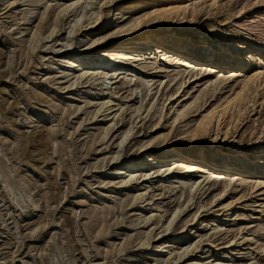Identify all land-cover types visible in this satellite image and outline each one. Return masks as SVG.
<instances>
[{
  "label": "rangeland",
  "instance_id": "rangeland-1",
  "mask_svg": "<svg viewBox=\"0 0 264 264\" xmlns=\"http://www.w3.org/2000/svg\"><path fill=\"white\" fill-rule=\"evenodd\" d=\"M40 1L35 28L43 21L45 35L50 23L56 29L32 53L26 19L33 0L19 8L0 0V264H264V171H239L224 189L228 175L214 179L212 166L190 156L225 152L251 165L264 158V75L194 137L205 116L242 92L247 74L264 70V55L250 51L264 47V0H182L185 16L91 46L127 21L116 13L133 0ZM175 1L140 0L132 14ZM99 8L105 18L88 25ZM156 32L189 38L191 47L211 40L253 61L246 69L216 66L191 48L169 62L132 49L109 71L106 89L103 65L94 76L69 73L83 68L76 55L106 61L120 43L135 47ZM205 66L228 78L211 84L216 72ZM185 103L189 112L176 120ZM132 170L135 178L124 181Z\"/></svg>",
  "mask_w": 264,
  "mask_h": 264
},
{
  "label": "bare ground",
  "instance_id": "bare-ground-1",
  "mask_svg": "<svg viewBox=\"0 0 264 264\" xmlns=\"http://www.w3.org/2000/svg\"><path fill=\"white\" fill-rule=\"evenodd\" d=\"M22 1L25 2L26 0H11L10 3L12 5V7L19 8L20 5L18 2H22ZM80 1H76L72 4L65 5L62 8V11L67 13V11L70 8H73L74 5L81 3ZM87 2H88V0H87ZM33 3L35 4V6L31 7L29 9V13H28L29 15H28V18L26 19V25H30L31 29H32V32H31L32 37H31V43H30L29 49L31 50L32 53L33 52L35 53V50L38 48V44L43 39H50V37L53 36V33L55 32V29H56V26H54V24L56 25V22L50 23V28H52V29L48 34L46 33V35L43 32L44 31L43 21L41 22L40 29L35 28L36 24H35V22H33V19L35 17H37L39 12H40V7L38 5L41 3V1L40 0H33ZM139 3H140V0L129 1L128 3H125V4L122 3V5H120V7H118V10L116 13V20L123 21V20L127 19V21L122 25L120 23L119 24L117 23V25H116L117 28L114 31L108 32L106 34L103 33V34L99 35L98 37H96L92 41V43L89 46L95 45L98 42H104L106 40H110L113 38H120L122 35H125V34H135L137 32H141L145 28L146 24H151L157 20L160 22H165L169 18L173 17L172 15H174L176 17L180 16V15L185 16V14L188 12V8H189V5H187L188 3L186 4L185 1L178 0L175 4L168 5V7H166L162 11L161 10L159 11L158 9H154L155 8L154 7L151 10H145L142 12H136L135 11L132 14V11L136 8V6ZM88 4H89V2H88ZM130 13L132 15H130ZM80 14H82V11ZM104 16H105V12L101 8H99L98 10H95L93 12V16L91 15L88 18V20L91 21L88 25H91L92 23L99 24V22L103 18H105ZM109 16H111V12H109ZM84 17H85V13H83L82 16H80V17H77V18L75 17L76 18L75 23H77V25H78V22H80ZM45 24H48V22ZM175 42L178 44H175ZM212 42L213 41H211V40H205L202 43H200L199 45L197 44V45L191 47L192 44L190 45L189 38L181 39L180 36L177 34L166 35L163 32H156L155 36H154V40H152L148 43H143V44L136 42L135 47H131V44H128V43H123V42L120 43L116 47V49H113V54L106 61H103L101 58H99L97 56H95V57H83L80 55H76L74 57V58H78V61L76 63L79 66L83 65V68H81L78 71L76 70V71L69 72V73L77 76V78H79V77L83 78L84 76L88 77V75H93L95 72H97L95 70V67H94L96 64L103 65L106 67V70L108 71V72H105L104 74L102 72V74H103L102 86H103V88L106 89L110 84V77L108 75L109 71L113 70L115 68V66L117 65V63L123 62L124 60H126L129 51H131L132 49L136 50V52H139V51L142 52L144 50L145 51L148 50L150 52L157 53L158 55L166 56L165 58L170 62L173 59H175L174 58L176 55L175 53H180V54L184 53L185 54L187 52L188 54H190L192 52L189 49L193 48L195 51L196 50L199 51L198 53L193 52L195 54V57L208 60L216 66L230 65V66H236V67H239L242 69H246V68L250 67V64H251L250 60H252V58L238 59L234 56V54H235L234 48L223 47L222 49H217V48L213 47ZM142 45H144V46H142ZM107 49H108V47H104V49L101 50V52H102L101 54L104 55L106 53ZM238 50H239V52L249 51L248 48H241ZM250 51L254 52V53L258 51L264 55V47L260 46V45L254 46V48H252V50H250ZM135 57L138 58L137 60L144 59L142 57V53L136 54ZM85 63H88V65L90 64V66H85L84 65ZM260 65H261V63H260ZM52 66L54 68H56L55 67L56 64L52 63ZM195 67L196 66H190V65L187 66V64H186V69L193 70V69H195ZM202 67L200 68V70L202 69ZM207 70L210 71L211 69L207 68L205 66V71H207ZM212 71L216 72L215 73L216 78L211 80V82H212L211 84H214V85L218 84V83L224 81V79H226V77L228 78V76L225 75V73H226L225 70L219 69V70H211V72ZM233 73H235V72H233ZM262 75H264V70L262 69L261 66L256 71L253 69V74H247L245 83L243 85L242 92H240L236 97H226L223 104L221 105L222 106L221 110L218 111V108H216V109L212 110L207 116H205L203 118V120L198 124L196 130L194 129L195 130L194 137H196L197 135L199 136L202 133H204L205 131H207L208 127L212 124V121H213L215 114H217V113L224 114L230 108H234V107L236 108L238 106L239 102L242 100L243 91H245L250 84L255 82L257 79L261 78ZM65 76H67V75H65ZM76 80H78V79H76ZM76 80H74V82H76ZM197 99H199V98L197 97ZM110 102H111V100L105 101V102H103V105H107ZM190 105L191 104H189V103H185L183 105V107L177 111L176 120L183 118L185 115H187V113L189 112V109L191 107ZM3 128H4V126H3ZM129 134H130V130H126L124 132L122 143H124V141H126L128 139ZM168 154H169V152H168ZM190 156L192 157V160H193V158L197 159L196 165L208 164L209 166H212L214 172H212L210 174H212V176H214V179L222 177L223 174L228 175L230 182H227L225 184L224 189H226L228 187V185L231 183V181H233L235 179V177H236V175H238L237 173L239 171L247 172L248 177H249V175L251 176L253 174H256V172L259 169L264 171V158H261L259 160L257 159L258 162H256V163L253 162L251 165V163L243 161L239 158L236 160H233L231 158V156L225 152H219L218 154H212V153L207 154L205 152L200 151V152H195V153L191 154ZM130 163H131V167H133V168H137L139 165L135 161H131ZM221 170H223V171H221ZM134 173H135V170L130 171L127 175L128 177L125 178L124 181H127V182L132 181L135 178ZM240 175L244 176L242 174H240ZM243 178L244 177H241V180H244ZM180 211H181V208L178 207L174 211L172 216L167 218L166 226H165L166 229L169 230L170 227L174 225L173 223L176 221L177 217L179 216Z\"/></svg>",
  "mask_w": 264,
  "mask_h": 264
}]
</instances>
